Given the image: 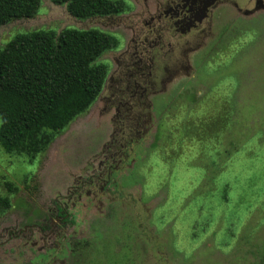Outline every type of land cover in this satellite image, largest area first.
I'll use <instances>...</instances> for the list:
<instances>
[{
  "label": "rangeland",
  "instance_id": "obj_1",
  "mask_svg": "<svg viewBox=\"0 0 264 264\" xmlns=\"http://www.w3.org/2000/svg\"><path fill=\"white\" fill-rule=\"evenodd\" d=\"M167 1L125 0L123 13L78 18L41 0L35 17L0 26V50L40 29L95 28L118 40L97 61L108 68L99 97L45 152L0 143V195L12 202L0 213V264H264V12L215 8L201 47L187 52L189 70L147 91L140 121L115 118L111 86L127 77L132 30L153 39L150 12ZM56 201L76 222L56 216Z\"/></svg>",
  "mask_w": 264,
  "mask_h": 264
},
{
  "label": "trees",
  "instance_id": "obj_2",
  "mask_svg": "<svg viewBox=\"0 0 264 264\" xmlns=\"http://www.w3.org/2000/svg\"><path fill=\"white\" fill-rule=\"evenodd\" d=\"M52 1L66 4L68 12L78 18L116 15L128 7L125 0ZM40 5L41 0H0V26L35 17ZM117 46L114 35L95 28H65L59 33L33 30L8 42L0 50V143L5 151L31 158L45 152L54 137L99 97L108 68L97 61ZM6 187L11 192L18 190L11 182ZM55 204L57 217L61 215L66 222L70 216L76 222L75 214L69 215L57 201ZM11 206V199L0 195V213ZM249 235H241L239 243ZM88 245V240L76 242L72 253L76 255L77 249ZM64 254L62 247L58 255Z\"/></svg>",
  "mask_w": 264,
  "mask_h": 264
},
{
  "label": "flooded vegetation",
  "instance_id": "obj_3",
  "mask_svg": "<svg viewBox=\"0 0 264 264\" xmlns=\"http://www.w3.org/2000/svg\"><path fill=\"white\" fill-rule=\"evenodd\" d=\"M224 4L233 7L244 16L248 13L251 16L264 12V0H220L209 9H204V0H168L164 6H158L150 12L151 21H154L152 25L157 33L153 39L148 40L145 37L141 40V35L143 33L146 35L143 28L138 32L132 30L136 50L133 51V56L130 55L128 61L123 63L121 72L127 77L119 76L118 82L121 84L111 86L115 89L116 97H111L109 101L111 104L117 102L115 107L117 122H122V126H126V122L134 121L135 118L136 121H140L145 116L141 108H145L144 104L149 94L147 91L157 92L156 88L161 80L163 82L173 77L172 80L177 74L182 75L189 70L186 67L190 65L187 52L193 53L201 47V34L207 32L206 27L212 26L214 9ZM242 5L249 6L250 9L242 10ZM133 109L137 110L138 114L133 113ZM130 114L134 115V119L128 117ZM124 118L126 120H123ZM127 131L128 129H123L121 134ZM112 163H115V160Z\"/></svg>",
  "mask_w": 264,
  "mask_h": 264
},
{
  "label": "water",
  "instance_id": "obj_4",
  "mask_svg": "<svg viewBox=\"0 0 264 264\" xmlns=\"http://www.w3.org/2000/svg\"><path fill=\"white\" fill-rule=\"evenodd\" d=\"M220 0H204V9H209L211 6H213L216 2Z\"/></svg>",
  "mask_w": 264,
  "mask_h": 264
}]
</instances>
